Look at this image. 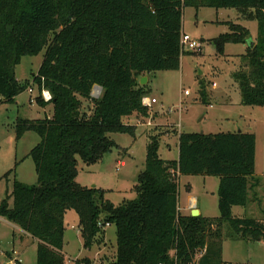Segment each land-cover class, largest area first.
<instances>
[{
	"label": "trees",
	"instance_id": "16d2710c",
	"mask_svg": "<svg viewBox=\"0 0 264 264\" xmlns=\"http://www.w3.org/2000/svg\"><path fill=\"white\" fill-rule=\"evenodd\" d=\"M185 7L234 8L256 20L254 40L246 27L227 21L228 31L206 42L219 56L226 44L247 45L239 55L244 68L232 78L242 105L264 106V0H0V105L30 86L15 76L22 57L44 50L32 83L35 102L49 112L37 119L18 117L14 124L16 141L26 132L39 137L25 157L34 164L36 182L14 179L0 201V218L36 241V264H91L87 257L69 259L63 253L69 209L78 216L84 248L106 225L115 226L116 255L109 264H229L222 260L224 226L230 240L264 244V210L262 218L232 214L257 194L251 132L173 131L178 157L163 159L158 150L164 131L145 129L135 197L118 205L104 197V189L76 182L79 160L94 164L118 148L109 134L135 139L136 126L123 117L148 118L141 104L148 88L139 78L178 70L181 56L192 53L180 44ZM96 87L100 94L93 97ZM42 91L50 94L48 101ZM199 96L204 103L208 99L202 83ZM181 176L219 179L218 216L179 212Z\"/></svg>",
	"mask_w": 264,
	"mask_h": 264
},
{
	"label": "rangeland",
	"instance_id": "374dc122",
	"mask_svg": "<svg viewBox=\"0 0 264 264\" xmlns=\"http://www.w3.org/2000/svg\"><path fill=\"white\" fill-rule=\"evenodd\" d=\"M227 21L246 27L251 36H256V20L241 17L234 8L202 7L199 10L192 7L183 8L182 32L196 40L201 50L184 53L178 70L157 71L148 76L147 96L155 98L157 102L147 107L148 118L139 120L145 123L151 119V126L137 125L134 117H129L130 122L136 126L138 133L136 138L122 133L109 134L118 148L111 149L94 164L85 165L79 160L76 182L86 187L104 189V197L118 205L135 197L133 186L145 162L147 144V137L143 132L145 129L159 127L164 131V135L168 136L173 135L176 129L203 133L241 129L255 135L254 173L260 180L256 188V200L248 204L246 211L254 215V218L263 217L260 209H264V106L242 105L238 85L232 78L235 71L244 68L240 67L239 55L245 52L247 45L226 44L224 56H219L214 45L206 42L228 31L225 24ZM43 54L44 50L36 56L22 57L16 66L15 76L20 82L29 81L30 86L18 94L13 102L0 105V201L6 193H10L14 179L25 184L36 182L32 160L29 157L24 160L22 157L39 141V137L34 132H28L20 142L16 141L14 124L18 117L37 119L43 118L49 112V107L43 108L35 102V95L38 93L35 84L32 83V74L37 72ZM200 83L204 85L208 96L205 103L199 96ZM95 90L97 89H93L92 96L98 97L100 91L95 94ZM41 96L43 97V94ZM171 139L172 137L165 136L160 138L159 152L162 158H173L177 155L176 148L170 153L167 152L166 142L174 148ZM121 161H124L122 165ZM8 172L10 173L5 177ZM188 183L193 189L191 194L206 206L208 216H218L219 179L216 176H183L179 181L180 197H183L185 185ZM252 207L258 208L259 212ZM240 209L237 207L234 212ZM64 227L67 255L80 256L83 242L79 232L78 216L73 210H67ZM226 228L224 226L222 237V255L225 260L233 264H264L262 242L230 240L226 236ZM17 229L6 220L0 222V264H5L13 257H18L22 264H36L35 245L28 242L23 250H18L23 234ZM105 229L108 242L105 255L108 258L112 255L110 252H113V246L116 245L115 226H107ZM100 242L99 240L97 244ZM12 250L16 253L13 254ZM95 252L92 250L91 255Z\"/></svg>",
	"mask_w": 264,
	"mask_h": 264
},
{
	"label": "crops",
	"instance_id": "0c3cea01",
	"mask_svg": "<svg viewBox=\"0 0 264 264\" xmlns=\"http://www.w3.org/2000/svg\"><path fill=\"white\" fill-rule=\"evenodd\" d=\"M184 33V32H183ZM251 36V35H250ZM251 38L254 40L255 36H251ZM150 75V74H149ZM149 75H145V77L147 78V82L148 83V76ZM148 97V96H147ZM152 98V97H150ZM157 102V100H156ZM129 117H134L135 119V122L137 120V117L135 114L131 115V116H128V117H123V122L124 123H129V124H133L132 122H130L129 120ZM134 122V123H135ZM179 128V127H178ZM178 132H181L183 130H179V129H176ZM239 131H242L241 129ZM244 132V131H242ZM28 132L24 133V135L22 136V138L18 141L20 142L27 134ZM138 135L137 133V129H136V136ZM165 136L166 138H171L172 137V146L174 145V148H171V145L170 143H167L166 142V149H167V152L170 153L172 150H174L176 148L177 150V155L174 156L173 158H168V157H164L163 159H177L178 157V141H177V136L175 135H163ZM136 138V137H135ZM29 152V151H28ZM28 152L22 157V159L26 160L27 158H25L28 154ZM158 154L159 156L162 158L159 150H158ZM124 163V161H121L120 162V165H122ZM35 171V170H34ZM183 176L180 177L179 181L181 180ZM206 177V176H205ZM260 181V180H259ZM259 186V184H258ZM257 186V187H258ZM256 187V188H257ZM256 190V189H255ZM193 189H192V186L188 183L185 185V188H184V194H183V197H180V193H179V200H178V209H179V212L182 214V215H189L190 212L193 210V209H197L198 210V213L204 217H209L208 215V212L206 210V206L198 201L197 197L193 196L191 193H192ZM213 193V192H212ZM256 197H257V194L255 197H251L250 198V201L247 203V205L245 207H240L241 209L238 210L237 212H234L235 208L237 207H233L232 208V214L236 217H243V216H249V217H255L254 215H250V213H247V206L248 204H252V201L254 202V200H256ZM253 208V207H252ZM255 211L259 212V209L258 208H253ZM261 212H263V208L260 209ZM67 213V211L65 212V214ZM218 213H219V210H218ZM64 214V216H65ZM213 214H215V212H213ZM5 219L3 218H0V222L1 221H4ZM8 222V221H7ZM9 224H11L13 226V228H16L15 225H13L12 223L8 222ZM107 226H111V225H106L105 227ZM105 227L103 228L102 230V233L101 234H98L96 236V239L94 241L93 244H97V242L100 240V244L94 246L93 244L91 245L90 248H84L83 247V251H82V254L80 256H74L72 257L70 254L67 255L66 251H65V244H63V253L66 255V257L68 256L69 259H77V258H83V257H87L90 261H91V264H109L110 262H112L114 259H115V255H116V245L113 246V252H110L112 253V255H109V257L107 258V255H105V251L107 250V244L108 243L106 241V237H105ZM18 228V227H17ZM19 229V228H18ZM17 229V230H18ZM21 232V234H23L21 237H20V242H21V247L18 248V250H23V248L28 244V242H31V244L35 245V248H36V241L31 238L30 235L24 233L22 230H18ZM65 232V231H64ZM13 235H14V232H13ZM23 237V238H22ZM236 241H243V240H236ZM65 242V240H64ZM96 242V243H95ZM112 244V243H111ZM94 250L96 251L93 255H91V251ZM36 251V250H35ZM222 252H223V246H222ZM12 253H16L15 250H12ZM18 258V257H17ZM222 260L227 262V263H230V264H233V262H230L229 260H225L223 258V255H222ZM243 264H248V263H243Z\"/></svg>",
	"mask_w": 264,
	"mask_h": 264
},
{
	"label": "built area",
	"instance_id": "2783aa9c",
	"mask_svg": "<svg viewBox=\"0 0 264 264\" xmlns=\"http://www.w3.org/2000/svg\"><path fill=\"white\" fill-rule=\"evenodd\" d=\"M180 44H181V50H183V51H192L193 52V51H200L201 50L200 44L186 33H182L181 39H180ZM95 89H97V92L100 91L98 88H95ZM185 93H187V92H185ZM42 94H43V98L45 101H48L50 99V94L47 91H44ZM154 103H156L155 98H150L147 96L142 97V100H141L142 106L150 107ZM136 124L142 125V126L143 125L151 126L152 123H151V119L145 123L141 122L139 119H137ZM5 264H22V262L18 258L13 257V258H10ZM65 264H70V263L67 262Z\"/></svg>",
	"mask_w": 264,
	"mask_h": 264
},
{
	"label": "water",
	"instance_id": "95a60500",
	"mask_svg": "<svg viewBox=\"0 0 264 264\" xmlns=\"http://www.w3.org/2000/svg\"><path fill=\"white\" fill-rule=\"evenodd\" d=\"M253 44H254L253 41L249 42V46H250V47H252ZM146 82H147V78H146L145 76H141V77L139 78V84H140V85H145ZM96 88H97V87H96ZM98 89L100 90V88H98ZM190 215H191V216H197V215H199L198 210H197V209H193V210L190 212Z\"/></svg>",
	"mask_w": 264,
	"mask_h": 264
},
{
	"label": "bare ground",
	"instance_id": "6f19581e",
	"mask_svg": "<svg viewBox=\"0 0 264 264\" xmlns=\"http://www.w3.org/2000/svg\"><path fill=\"white\" fill-rule=\"evenodd\" d=\"M97 90L94 91V93L96 94Z\"/></svg>",
	"mask_w": 264,
	"mask_h": 264
}]
</instances>
